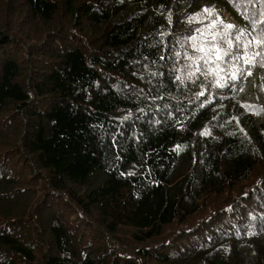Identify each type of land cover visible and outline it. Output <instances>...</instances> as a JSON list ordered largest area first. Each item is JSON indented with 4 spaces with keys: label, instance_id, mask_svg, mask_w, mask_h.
<instances>
[{
    "label": "trees",
    "instance_id": "trees-1",
    "mask_svg": "<svg viewBox=\"0 0 264 264\" xmlns=\"http://www.w3.org/2000/svg\"><path fill=\"white\" fill-rule=\"evenodd\" d=\"M204 7L236 59L188 58ZM261 35L264 0H0V264H264Z\"/></svg>",
    "mask_w": 264,
    "mask_h": 264
},
{
    "label": "snow or ice",
    "instance_id": "snow-or-ice-1",
    "mask_svg": "<svg viewBox=\"0 0 264 264\" xmlns=\"http://www.w3.org/2000/svg\"><path fill=\"white\" fill-rule=\"evenodd\" d=\"M201 13H208L209 18L215 14V20H210V23L205 26L206 28H208L210 30L209 35H210L211 39H210V41H206L207 48H205V45H203V44L200 47H197L196 41H197L198 37L196 35L189 37V39L193 41L192 47H193L194 51H197V52L201 53L202 55L196 56V57H188V58L189 59L203 60L206 65H209L210 63H214L213 61H211L210 58L212 57L213 54H215L216 61H220L221 60V50L217 47V42L219 41V42H227L229 44L228 51H225L223 53V55H229V56H232L233 59H236L237 57L234 56L231 52L232 41L230 38V32H231V30L234 29V25L224 24L221 21L219 15L216 13V10L214 8H210V7H204L201 9L200 12L191 14L188 17V21L192 22L193 19H196L197 22L199 23L198 18L201 16ZM218 25L222 26L223 30H218ZM195 32L199 33L201 36L205 35L202 28H197L195 30ZM256 42L257 43H264V35H261L259 40H257ZM181 46L183 47V45H181ZM245 47H247V45H245ZM185 55L187 56V54H185ZM256 55H259V53H256ZM242 58H243L245 63H248L249 57L247 56L246 53L244 54V56ZM196 70L199 71L200 70L199 67H197ZM248 74L249 75L251 74L250 71ZM153 75H155V73H153ZM231 79L235 80L236 75L233 74L231 76ZM217 86L218 87H224L225 84L220 83Z\"/></svg>",
    "mask_w": 264,
    "mask_h": 264
},
{
    "label": "rangeland",
    "instance_id": "rangeland-1",
    "mask_svg": "<svg viewBox=\"0 0 264 264\" xmlns=\"http://www.w3.org/2000/svg\"><path fill=\"white\" fill-rule=\"evenodd\" d=\"M255 173H256V171H255ZM247 182H248V181H247ZM247 182H246V183H247Z\"/></svg>",
    "mask_w": 264,
    "mask_h": 264
}]
</instances>
